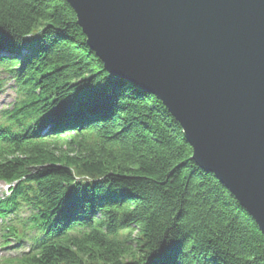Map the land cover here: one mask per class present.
Returning <instances> with one entry per match:
<instances>
[{"label": "trees", "instance_id": "16d2710c", "mask_svg": "<svg viewBox=\"0 0 264 264\" xmlns=\"http://www.w3.org/2000/svg\"><path fill=\"white\" fill-rule=\"evenodd\" d=\"M0 73V233L30 248L5 264H264L252 217L162 102L105 70L65 0H0Z\"/></svg>", "mask_w": 264, "mask_h": 264}, {"label": "water", "instance_id": "95a60500", "mask_svg": "<svg viewBox=\"0 0 264 264\" xmlns=\"http://www.w3.org/2000/svg\"><path fill=\"white\" fill-rule=\"evenodd\" d=\"M110 75L156 96L264 236V0H65Z\"/></svg>", "mask_w": 264, "mask_h": 264}, {"label": "rangeland", "instance_id": "374dc122", "mask_svg": "<svg viewBox=\"0 0 264 264\" xmlns=\"http://www.w3.org/2000/svg\"><path fill=\"white\" fill-rule=\"evenodd\" d=\"M0 80H5V82L2 83V87L0 89V109H2L5 106L12 104L15 95L10 88L9 79L4 73H0ZM6 190L7 187L4 184H0V196H2V194H6Z\"/></svg>", "mask_w": 264, "mask_h": 264}]
</instances>
